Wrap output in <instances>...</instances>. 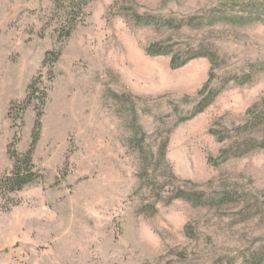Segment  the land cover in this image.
I'll return each mask as SVG.
<instances>
[{
  "label": "rangeland",
  "instance_id": "obj_1",
  "mask_svg": "<svg viewBox=\"0 0 264 264\" xmlns=\"http://www.w3.org/2000/svg\"><path fill=\"white\" fill-rule=\"evenodd\" d=\"M36 119L0 264H264V0H0V177Z\"/></svg>",
  "mask_w": 264,
  "mask_h": 264
},
{
  "label": "trees",
  "instance_id": "obj_2",
  "mask_svg": "<svg viewBox=\"0 0 264 264\" xmlns=\"http://www.w3.org/2000/svg\"><path fill=\"white\" fill-rule=\"evenodd\" d=\"M149 54H163L164 52L156 50L153 51L152 49L147 51ZM48 55L46 54L43 63L47 61ZM180 58L172 57L170 66L172 68H176L179 66H182L187 61L186 59L179 61ZM177 62V63H176ZM201 93H204V88L201 89ZM216 93H209L207 92L200 100V102L197 104L196 110L200 111L204 107L208 106L211 101L213 100ZM39 120L36 119L33 130L31 133V143L29 149L23 153L18 154L15 150L8 149V155L10 159L12 160V167L11 170L2 175L0 177V186H2L5 189H8L9 191H16L21 189L24 185L28 184L29 182L33 181V169L34 166L32 164V152L33 147L36 144V141L39 138ZM183 196L181 192H178L176 196L180 197Z\"/></svg>",
  "mask_w": 264,
  "mask_h": 264
}]
</instances>
